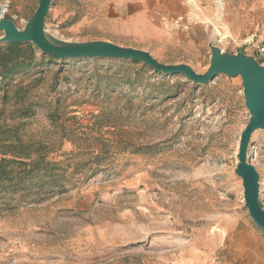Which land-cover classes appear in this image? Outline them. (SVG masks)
Segmentation results:
<instances>
[{
	"label": "rangeland",
	"instance_id": "rangeland-1",
	"mask_svg": "<svg viewBox=\"0 0 264 264\" xmlns=\"http://www.w3.org/2000/svg\"><path fill=\"white\" fill-rule=\"evenodd\" d=\"M222 2L219 11L214 0H53L46 33L205 73L213 46L239 53L245 35L264 39V0ZM0 3L22 31L39 0ZM33 46L27 68L0 79V125L40 145L59 180L35 178L30 191L0 198V264H202L205 252L216 264H264V230L235 172L250 119L240 76L200 85L140 62L59 59ZM248 158L264 208V129Z\"/></svg>",
	"mask_w": 264,
	"mask_h": 264
},
{
	"label": "water",
	"instance_id": "water-1",
	"mask_svg": "<svg viewBox=\"0 0 264 264\" xmlns=\"http://www.w3.org/2000/svg\"><path fill=\"white\" fill-rule=\"evenodd\" d=\"M52 2L53 0H39L37 9L22 31L15 21L3 16L4 7L0 3V32L4 33L0 43H33L41 52L59 59L109 58L139 61L156 72L166 75L182 74L200 85L213 82L219 74L241 77L245 105L250 113V119L240 137L235 172L242 179L245 206L251 218L264 230V208L260 201V173L248 158L253 133L264 129V65L260 64L253 55L245 52H222L219 46H213L208 70L205 73H198L185 63H162L144 49L121 46L109 41L64 42L46 33V18Z\"/></svg>",
	"mask_w": 264,
	"mask_h": 264
},
{
	"label": "trees",
	"instance_id": "trees-1",
	"mask_svg": "<svg viewBox=\"0 0 264 264\" xmlns=\"http://www.w3.org/2000/svg\"><path fill=\"white\" fill-rule=\"evenodd\" d=\"M35 51L31 43L0 45V79L4 82L13 80L33 61ZM0 155V198L30 191L37 185L33 181L35 178L46 177V183L57 186L59 179L49 174L50 162L45 160L40 145L36 147V143L24 141L16 126L0 125Z\"/></svg>",
	"mask_w": 264,
	"mask_h": 264
},
{
	"label": "built area",
	"instance_id": "built-area-1",
	"mask_svg": "<svg viewBox=\"0 0 264 264\" xmlns=\"http://www.w3.org/2000/svg\"><path fill=\"white\" fill-rule=\"evenodd\" d=\"M239 48L241 51L253 55L260 64L264 65V39H261L256 33L242 37Z\"/></svg>",
	"mask_w": 264,
	"mask_h": 264
},
{
	"label": "crops",
	"instance_id": "crops-1",
	"mask_svg": "<svg viewBox=\"0 0 264 264\" xmlns=\"http://www.w3.org/2000/svg\"><path fill=\"white\" fill-rule=\"evenodd\" d=\"M208 253H200L199 254V260L202 261V264H216L215 262H210Z\"/></svg>",
	"mask_w": 264,
	"mask_h": 264
},
{
	"label": "bare ground",
	"instance_id": "bare-ground-1",
	"mask_svg": "<svg viewBox=\"0 0 264 264\" xmlns=\"http://www.w3.org/2000/svg\"><path fill=\"white\" fill-rule=\"evenodd\" d=\"M214 1H215L216 5H217L218 10L221 11L222 8H223V2H222V0H214ZM6 9H7V6H4V10H3V12H4ZM219 19H221V16H219ZM218 35H222V34L218 31ZM225 37H226V36H222L221 41H223V39H224Z\"/></svg>",
	"mask_w": 264,
	"mask_h": 264
}]
</instances>
